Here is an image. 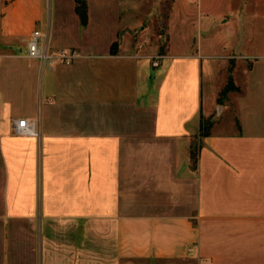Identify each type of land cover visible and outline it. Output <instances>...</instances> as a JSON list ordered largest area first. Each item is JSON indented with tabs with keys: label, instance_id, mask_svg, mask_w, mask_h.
Here are the masks:
<instances>
[{
	"label": "crops",
	"instance_id": "crops-1",
	"mask_svg": "<svg viewBox=\"0 0 264 264\" xmlns=\"http://www.w3.org/2000/svg\"><path fill=\"white\" fill-rule=\"evenodd\" d=\"M178 1L162 51L137 48L119 0H87L85 25L74 0H0V264H264V93L235 62L230 128L199 135L227 63L201 37L172 47ZM47 24L70 64L26 57ZM20 118L38 134H14Z\"/></svg>",
	"mask_w": 264,
	"mask_h": 264
},
{
	"label": "rangeland",
	"instance_id": "rangeland-1",
	"mask_svg": "<svg viewBox=\"0 0 264 264\" xmlns=\"http://www.w3.org/2000/svg\"><path fill=\"white\" fill-rule=\"evenodd\" d=\"M119 1L120 14L124 21L143 19L144 34L140 38L145 40L142 42L143 46L157 40L158 48L163 51L168 45L167 23L174 0ZM49 2L50 0H46V3ZM64 11H68V6L64 7ZM220 15L222 16L219 21ZM171 16L173 18L169 25V41L172 47L185 50L194 38L201 37L203 48L208 49L204 52L209 51V54L215 55L208 60L217 64L222 61L227 63V68H221L218 75L223 86L221 90L229 79L235 87L232 75L235 62H251L255 67L254 76H245L243 68L238 67L235 81L241 87L245 85L249 93H264V0H179ZM220 55L223 57H218ZM220 83L217 85H221ZM230 91L225 94L219 92L217 103L223 102L230 107L220 113L217 110L220 104L213 107L209 127L214 121L220 129L230 128L234 117L230 103L232 101L234 106L233 100L236 96L232 94L229 96L230 101L227 100L225 97ZM204 102H209L208 94L204 96ZM206 124L204 126L208 130ZM194 143L196 147L198 140Z\"/></svg>",
	"mask_w": 264,
	"mask_h": 264
},
{
	"label": "built area",
	"instance_id": "built-area-1",
	"mask_svg": "<svg viewBox=\"0 0 264 264\" xmlns=\"http://www.w3.org/2000/svg\"><path fill=\"white\" fill-rule=\"evenodd\" d=\"M49 26L45 28L36 26L26 42V57L37 60L42 66H52L56 63L70 64L78 56L74 48H52L49 43ZM143 44H138L137 48H142ZM13 133L16 135H37L35 121L28 118H20L13 121Z\"/></svg>",
	"mask_w": 264,
	"mask_h": 264
},
{
	"label": "trees",
	"instance_id": "trees-1",
	"mask_svg": "<svg viewBox=\"0 0 264 264\" xmlns=\"http://www.w3.org/2000/svg\"><path fill=\"white\" fill-rule=\"evenodd\" d=\"M75 3V12L79 17V20L81 22L82 25H85L86 20H87V0H74ZM115 44L112 45V48H114ZM235 87L232 86L231 80L229 79V81L227 82V84L225 85V87L221 90V94H225L228 91L234 89ZM208 127L210 126V123L206 124ZM206 132V128L204 126V123H202L201 121V126H200V136L205 135ZM195 146L193 147V149L191 150V163L193 166H195L196 163V154H195Z\"/></svg>",
	"mask_w": 264,
	"mask_h": 264
},
{
	"label": "water",
	"instance_id": "water-1",
	"mask_svg": "<svg viewBox=\"0 0 264 264\" xmlns=\"http://www.w3.org/2000/svg\"><path fill=\"white\" fill-rule=\"evenodd\" d=\"M218 112L220 111V107L217 108Z\"/></svg>",
	"mask_w": 264,
	"mask_h": 264
}]
</instances>
